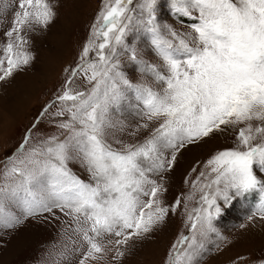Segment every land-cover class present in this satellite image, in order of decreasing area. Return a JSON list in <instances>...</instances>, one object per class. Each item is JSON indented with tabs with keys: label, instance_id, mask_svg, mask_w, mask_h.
I'll list each match as a JSON object with an SVG mask.
<instances>
[{
	"label": "snow or ice",
	"instance_id": "obj_1",
	"mask_svg": "<svg viewBox=\"0 0 264 264\" xmlns=\"http://www.w3.org/2000/svg\"><path fill=\"white\" fill-rule=\"evenodd\" d=\"M132 4L133 0H102L80 63L65 69L71 75L55 98L59 106L53 115L67 113L57 127L68 134L63 140L50 136L26 151L31 129L25 134L17 150L22 154L8 157L2 173L0 223L12 227L19 222L6 209L7 201L18 203L27 216L58 208L76 222L75 231L87 244L79 264L102 260L108 251L114 252L112 260L119 264L130 242L145 237L181 204L177 198L166 206L159 198L165 189L150 174L171 169L181 149L243 124L236 133V146L213 153L192 181L200 193L199 206L187 208L194 193L184 198L190 234H180L166 264H195L204 247L199 238L215 231L213 219L224 210L219 200L228 205L234 198L257 192L259 201L248 220L257 215L264 219V0H169L172 13L194 20L190 32L157 23L160 0H141L135 9ZM18 9L5 33L0 81L33 59L25 48L23 27H47L55 16L48 0H19ZM134 21L148 34L163 70L139 60L128 44ZM120 48L128 50L141 71L163 88L128 80L119 70ZM78 73L92 85L86 92L70 87ZM122 89L134 94L137 114L146 121L138 128L160 122L143 142L116 149L106 141L105 129L112 126L110 107L125 98ZM253 121L259 123L254 126ZM165 151L171 152L170 158ZM73 154L94 183L68 168ZM104 234L114 236L107 241L111 247L99 241ZM254 264H264V259Z\"/></svg>",
	"mask_w": 264,
	"mask_h": 264
},
{
	"label": "rangeland",
	"instance_id": "obj_2",
	"mask_svg": "<svg viewBox=\"0 0 264 264\" xmlns=\"http://www.w3.org/2000/svg\"><path fill=\"white\" fill-rule=\"evenodd\" d=\"M48 2L55 11L54 19L48 26L25 25L21 32L27 40L25 48L33 59L28 65L15 70L11 77L0 81V183L3 182L2 173L7 158L17 153L30 129L31 138L25 151L50 136L55 135L63 140L68 134L57 127L61 120L67 119V113L63 117L53 115L59 106L55 98L63 91L71 75L65 69L70 70L80 63V53L102 4V0ZM140 2L133 0L131 7L135 9ZM18 4L19 0H0V55L7 42L5 33L12 26L14 13L19 10ZM136 15L139 18V10ZM196 15L193 12V16ZM193 22L189 17L172 13L169 0H160L157 23L161 26L167 24L177 32H190L189 25ZM127 42L136 50L139 60L159 65L163 70V61L152 49L148 34L135 21ZM90 58H95V53H91ZM117 59L119 70L133 84H147L156 90L163 88L162 84H157L150 75L141 71L140 65L130 59V52L125 48L119 49ZM91 86L82 73H78L70 85L74 91L85 92ZM122 90L126 93L125 98L120 104L110 107L108 120L112 126L105 129L106 141L116 149H121L125 144L143 142L160 122L153 121L148 128H138L146 121L137 114L134 94L130 90ZM46 108L45 115L41 117L40 113ZM252 123L255 126L259 122ZM240 127L244 125L215 132L203 141L181 149L171 169L150 174V179L162 183L165 191L159 198L166 206L170 207L177 198L181 199V204L175 212L169 211L165 220L145 237L130 242L119 264H166L169 251L180 234H190L184 198L194 193L193 198L187 201V208L191 210L199 206L200 193L192 188V181L204 170L205 161L213 153L236 146V133ZM164 156L170 158L171 152L165 151ZM68 168L81 180L94 183L82 160L75 154L68 161ZM258 201L257 192L234 198L228 205L219 200L224 210L213 219L215 231L203 238L198 237L202 239L204 247L195 264H254L264 259V219L257 215L254 220H248ZM6 209L19 222L12 227L0 223V264H79L87 244L82 240L81 233L75 231L76 222L70 216L58 208L51 213L37 212L27 216L18 203L11 201L6 202ZM82 226L87 225L82 223ZM98 239L111 247L107 241L114 239V236L104 234ZM113 254V251H108L104 259L92 264H117L112 260Z\"/></svg>",
	"mask_w": 264,
	"mask_h": 264
}]
</instances>
